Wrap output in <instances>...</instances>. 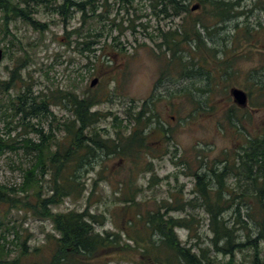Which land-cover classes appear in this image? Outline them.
<instances>
[{"label": "trees", "instance_id": "trees-1", "mask_svg": "<svg viewBox=\"0 0 264 264\" xmlns=\"http://www.w3.org/2000/svg\"><path fill=\"white\" fill-rule=\"evenodd\" d=\"M137 1L0 0V30L10 35L9 42L13 45L19 39L9 30L10 22L19 20L31 29L43 32L49 28V23L37 14H55L62 22L64 44H73V48L86 57L85 66L95 69L105 60L111 64L109 58L116 52L126 54L127 51L119 46L117 51L110 49L103 52V44L108 43V38L96 47L101 42L102 32H98L93 23L109 19L121 31L120 24L110 17L113 5L118 4V11L129 12L130 8H135ZM143 1L148 2L156 16L179 18L175 26L159 27L155 34L146 35L158 47L156 55L163 58L160 78L179 76L195 78V81L200 79V83L195 84L194 81L192 87L184 85L181 90L193 104V111L213 110L214 105L208 103V96L216 93L223 86L221 79L233 75L235 70L233 60H230L232 50H225L224 53H231V56L220 61L218 50L207 46L206 37L212 36L219 24L221 26L224 21L242 15L245 10H238L239 1L235 0ZM194 4L198 8L192 11ZM74 14L79 15V23L71 26ZM129 27L134 30L132 25ZM250 32L251 29L246 26L243 37L249 38ZM92 36L99 38L87 39ZM109 37L117 40V36ZM109 45L112 47L111 43ZM7 47L4 46V56L8 53ZM96 50H99L98 54ZM192 50L198 54H193ZM91 53L95 60L90 59ZM24 55L25 58L20 62L17 60L9 70V78L0 79V118L6 122L7 129L18 125L22 129V134L18 133L15 137H0V154L5 149L22 154L28 165L18 167L22 173L19 184H0V203L29 213L38 220H48L53 232H48L43 242L50 252L49 257L32 262L30 256L39 252L41 247L35 246L31 250L28 243L31 233L21 237L15 225H7L0 233V264H97L104 255L130 251H136L138 264H238L236 254L244 248H249L247 256L251 264H264V124L250 133L237 114L240 108L233 105L227 109L225 118L242 135L241 144L224 150L223 156L214 159L205 170L201 161L195 171H182L194 178L193 197L182 198V183L178 188L169 189V198L157 201L154 209L141 213L142 203L138 195L142 189L136 180L140 175L144 177L150 173L148 184L154 185L158 181L154 173V158L167 154L168 146L173 142L174 163L178 166L187 163L177 156L174 132L161 123L159 114L153 109L152 97L139 104L130 99V104L120 116L96 107L110 99V91L89 87L82 89L78 81L63 88L56 87L49 95L46 92L35 94L30 90V84L21 77L20 70L28 59V54ZM250 71L247 76L249 86L245 87L248 98L252 100L255 92L251 103L264 104L262 78L256 69ZM80 79L83 80V77ZM197 92L201 93V98L196 97ZM56 105H62L66 112L57 115L52 109ZM108 118L111 120L110 127L97 128V124ZM158 152L161 154H155ZM98 157L102 161L117 157L120 164L127 165L126 169L132 172L130 177L119 183L121 197L117 195L116 198L117 204H121L115 224L116 218H121L122 224L124 218H128L125 225L115 231L96 229L95 225L104 224L105 213L91 209L92 203L88 199L93 196L92 189L83 208L55 209L65 198L79 197L86 191L85 183L80 180V169L92 166L91 163ZM141 158L144 159L142 163ZM228 179H232L235 185H229ZM97 180L93 179V187L97 185ZM117 204L114 202V205ZM196 206L202 207L207 214L212 233L210 241L216 254H212L207 246L194 249L179 238L177 229H184L190 234L198 229V220L190 212L183 216L170 212ZM10 229L14 239L9 241L6 232ZM8 243L17 248L15 255H12L14 249ZM218 254L228 258L221 260Z\"/></svg>", "mask_w": 264, "mask_h": 264}, {"label": "rangeland", "instance_id": "rangeland-1", "mask_svg": "<svg viewBox=\"0 0 264 264\" xmlns=\"http://www.w3.org/2000/svg\"><path fill=\"white\" fill-rule=\"evenodd\" d=\"M235 1H239L238 10H245V12L240 16L224 21L221 26L219 24L216 32L212 36L206 37L207 46H214L218 50L217 58L220 61L231 56V53L226 55L225 50H232L233 55L230 60H233V69L235 70L233 75L221 79L223 86L221 85L216 93L208 96V103L214 105V109L209 112L193 111V104L181 90L184 85L192 87L195 78H179V76L160 78L159 73L163 58L161 55L160 57L156 55L157 51L155 50L158 47L146 35L148 33L155 34L159 27L175 26L179 22V18L170 19L156 16L152 13L148 2L143 0L135 2V8H130L129 12L123 9L118 11V4L113 5L110 17L115 19V23L120 24L121 31L112 25L109 19H105L99 24L93 23V26L98 27V32H102L101 42L96 47H100L104 39L108 38V43L103 44V52H109L110 49L117 51L119 46H123V49L127 51L126 54L116 52L114 56L109 58L112 60L111 64H107L108 60H105L101 66L97 65L95 69L93 66H85L86 57L79 54L73 48V44L71 46L64 44V30L59 16L50 13L37 14L41 20L49 23V28L43 32L35 31L19 20L10 22L9 30L18 37L19 41H15L13 45L10 44V35H6L0 30V46L3 49L5 45L8 46V53L0 62V79H8L9 70L16 64L17 60L20 62V59L25 58L24 54L27 53V63L21 68L20 73L21 77L30 84V90L35 94L46 92L49 95L51 90L56 87L63 88L78 81L82 89L89 87L91 89L98 88L99 91H110V99L101 102L96 107L101 111L118 113L120 116L123 115L125 107L130 104V99H134L135 104H139L142 100L152 97L153 109L159 114L161 123H164L165 127H171L174 132L173 141L176 144V149H178L177 156L187 163L179 166L174 163L176 158L173 155L175 152L173 142H170L167 154L162 155L161 158H154V173L158 181L154 185H149L150 173H146L144 177L140 175V178L136 180V184L141 185L142 189L138 195V199L142 203L141 213H144L146 209H154L157 201L169 198L167 196L169 189L178 188L182 183L184 184L182 188L184 196L182 198L193 197L195 195L192 192L194 178L182 171L189 172L188 169L192 172L195 171L201 161L204 163L203 169L205 170L213 164L214 159L223 156L224 150L239 146L242 142V135L226 120L225 111L233 105L240 108L237 114L242 117V124L250 133L256 132L264 124V104L255 105L251 103L256 96L255 92L252 94V100L248 98L246 107L237 106L229 93L231 87L242 88L246 91L245 87L249 86L247 76L252 69H256L257 74L262 78L261 83L264 89V0ZM192 14L196 16V13ZM78 23L79 15L74 14L70 25L75 26ZM129 25H132L134 30ZM246 26L251 29L249 38L243 37ZM109 36H117V40L113 41ZM98 38L95 36L87 37V39L92 40ZM109 43L112 44V47ZM95 53L98 54L99 50H96ZM192 53L198 54L194 51ZM90 55V59H96L92 53ZM93 71L95 73H92ZM165 75L167 76V74ZM81 77L83 80L80 79ZM92 77H97L98 82L90 87L89 82ZM194 83H200V79ZM195 95L201 98L200 92ZM52 109L57 115H63L66 112L62 105L52 106ZM41 122L45 124L44 121ZM110 123L111 120L108 118L97 124V128L110 127ZM14 124L13 122L12 125ZM8 130L11 132L9 133ZM18 133L22 134L19 125L11 130L7 129L6 122L0 118L1 138L15 137ZM155 154H161V152ZM100 159L98 157L91 163L92 166L88 165L80 169V180L85 183L86 191L79 197L65 198L62 203L55 206V209H81L89 200L88 202L92 203L90 207L94 212L105 213L104 224L95 225L96 229L115 231L125 225L124 222L128 218V216L124 218L123 224L121 218H116L117 225L115 224V216L121 204H117L116 198L117 195L121 197L119 183L130 177L132 172L126 169L125 166L127 165L120 164L117 157L103 161ZM142 160L144 159L141 158L140 163ZM21 164L22 166L28 165L27 159L22 154H16L5 149L0 154V184L7 186L19 184L22 173L18 167ZM93 179H98L95 187H93ZM227 183L231 186L235 185L232 179H228ZM91 189L94 191L93 196L87 200V195ZM114 202L117 206L114 205ZM188 212L197 218L198 229L190 234L184 229H177L179 238L185 245L193 246L194 249L197 246H207L212 254H216L210 241L212 233L208 226V217L202 207L186 208L185 211L170 212V214L183 216ZM7 225H15L21 237H24L27 232L31 233L28 241L31 250L35 246L41 247L39 252H33L30 256L32 262L39 261L43 257H49L50 252L47 246L43 244L45 235L48 232H53L48 220H38L29 213L0 203V233L5 231ZM12 231L10 229L6 232L9 241L14 239ZM7 245L14 247L9 243ZM13 249L12 255H15L17 248ZM248 253L249 248H244L236 254L238 264H251L250 257L247 256ZM136 256V251L107 254L101 257L97 264H138ZM218 257L221 260L228 258L220 254Z\"/></svg>", "mask_w": 264, "mask_h": 264}, {"label": "water", "instance_id": "water-1", "mask_svg": "<svg viewBox=\"0 0 264 264\" xmlns=\"http://www.w3.org/2000/svg\"><path fill=\"white\" fill-rule=\"evenodd\" d=\"M198 8L197 4L191 6V10H196ZM3 59V49L0 46V62ZM98 82L97 77H92L89 82V86L92 87ZM230 96L232 97L233 102L239 107H245L248 103V96L245 90L238 87H231L229 89Z\"/></svg>", "mask_w": 264, "mask_h": 264}]
</instances>
